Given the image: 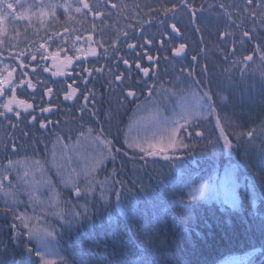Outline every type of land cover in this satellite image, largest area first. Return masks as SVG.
I'll return each mask as SVG.
<instances>
[{
	"label": "trees",
	"instance_id": "16d2710c",
	"mask_svg": "<svg viewBox=\"0 0 264 264\" xmlns=\"http://www.w3.org/2000/svg\"><path fill=\"white\" fill-rule=\"evenodd\" d=\"M9 2L13 8L0 12V16H4L0 22L7 28L0 36V68L4 64L13 66L15 80L21 73H26L25 80L39 73L40 83L36 84L33 79L35 89L26 86L16 89L19 99L33 104L29 111L36 116L35 121L31 115L24 114L27 119L24 115L20 120L12 117L10 126L8 120L0 118V174L8 168L9 161L25 164L38 175L40 167L46 171L53 183L51 187H55L58 206L41 219L55 236L59 256L56 264H134L139 259L149 264H225L227 260H242L238 254L251 246L262 249L263 257L264 169L259 165L264 146V10L261 0H252L251 6L247 0H190L195 9L194 17L189 11L179 9L182 0ZM83 2L90 5L91 11L75 12ZM41 3L70 4L72 8L68 12L63 7L57 8L58 19H54L48 8L39 7ZM114 4L118 7L113 8ZM173 6L178 14L167 24L176 23L181 29L177 37L171 36L169 26L160 22L164 14L157 11ZM161 40L165 41L163 46ZM83 43L84 47L85 43H90L97 57L87 55L91 48L84 50ZM180 43L186 44L184 59L175 58L171 51ZM129 44H134L135 48L129 49ZM38 50L47 53L59 50V57H72L75 71L72 69L69 75H82L81 62L84 68L104 71L102 74L93 72L90 80L84 75L89 82L85 86L78 80V99L65 100V84L73 81L67 77L57 78L49 71L41 72V66L49 69L52 59L41 60ZM20 52L25 55L20 57ZM29 53L36 54L37 59L33 61ZM13 56L18 58L14 60ZM148 56H152V60ZM193 56L197 59L193 60ZM249 56L252 60L247 59ZM123 59H127L132 68H136V64L148 68L149 75L145 77L138 69L137 72L131 69L129 73ZM190 72L192 76H188ZM116 73L131 74V79L113 82L110 88L109 81ZM184 79L192 83L198 81L197 92L208 93L213 104L208 118L198 119L194 128L187 129L193 132L192 137L185 138L187 143L194 144L192 151L181 149L176 153L177 162L170 165L163 157L129 150L124 141L125 131L137 105L155 102L158 106L159 102L160 107L169 106L176 99L169 96L171 86H176L172 80L184 82ZM45 85L52 89L51 93ZM129 89L136 91L135 98H126ZM81 92L95 94L94 105L90 101L84 111L81 109L85 102L79 98ZM42 107L50 111L41 112ZM93 111L95 115L91 114ZM42 123L45 127H40ZM221 126L228 133L234 131L235 126H240L239 131L243 132L253 130L255 139L249 145L245 143L249 137L237 143L230 135L234 145L230 156L226 148L220 145L213 148L209 143V139L219 137ZM88 129L93 130L91 135L111 142V155L90 179L89 185L95 191H88L87 185L77 196L76 189H62L54 173L50 169V173L47 172L49 151L58 135L68 143L82 138L81 131L89 135ZM195 132L205 135L195 137ZM236 164L241 182L238 211L207 209L215 218L208 221L203 220L206 215L200 210L206 207L204 204L181 200L175 209L168 207L167 203L171 204L168 196L181 199L188 187L208 180L217 170ZM16 170L4 175L3 183L11 182L6 189L15 185ZM20 181L23 183L22 177ZM102 184L111 189L107 200L101 197ZM116 192L120 193L119 200ZM23 199L21 194L18 201L23 202ZM3 208L5 204L0 203V209ZM73 212L81 215L73 219L70 216ZM58 213L59 218H55ZM14 215L13 210L0 211V264H39L35 239L28 237L29 231Z\"/></svg>",
	"mask_w": 264,
	"mask_h": 264
},
{
	"label": "rangeland",
	"instance_id": "374dc122",
	"mask_svg": "<svg viewBox=\"0 0 264 264\" xmlns=\"http://www.w3.org/2000/svg\"><path fill=\"white\" fill-rule=\"evenodd\" d=\"M3 18L4 16H0V19ZM6 31L7 28L5 27L4 22H0V36ZM82 45L84 50L86 47L92 48L90 43H85L86 47H84V43ZM95 57H97V55ZM66 59L67 58H61V56H58L55 62L52 60L49 65V72L52 73L54 71L60 70L67 71L69 73L74 68L72 65L73 62L71 64V67L66 69L64 67ZM126 68L136 69L137 72V68H132L131 65H127ZM142 69L143 68L140 66L138 71L142 72ZM79 75L81 74H71V76ZM57 78L63 79L64 76H60ZM86 79L90 80L91 77H87ZM172 83L176 85L174 87L171 86V92H169V96L171 98H176L173 103H170L169 106H167V104H162L163 107H160L161 103L159 102L157 103L158 106H155V102H146L144 104L141 103V108L137 109L130 119L127 130L125 131V139L126 137L130 136L132 138L139 139L140 142H143L144 139L147 138L151 142L155 143L156 141L161 139L160 129L164 127L165 120L170 121L173 119H179L180 115L186 109L190 110L195 108V106L197 105V97H199L201 94L197 92L196 88H193V91L196 92V96H193L191 92L187 91L188 85H191L192 82L189 80L185 81L184 79L183 84H181V81L175 82L173 80ZM72 84L73 87H75L76 85H79V82L78 80H76L75 83ZM78 94L79 91L77 92V95ZM48 107L51 110H54V107ZM210 113L211 112H209L207 107H205L202 115L197 117L196 121H198V119L208 118L210 116ZM153 133H156L155 139H153ZM95 137H99L100 142H93L92 138ZM105 141L106 140L99 135H91V137H89V135H85L80 139L68 143L65 142L62 138L60 140H56L55 143H53L52 155L49 156L47 172L50 173V169L51 172L55 174L57 184H59L62 189L68 188L74 190L78 187L81 189V192L85 191L87 189V185L90 184V179L92 178L93 174L96 173V171L107 161L110 156L106 155L103 159V162L98 165L95 163L99 158L101 152L107 153V151L109 150V145L107 146V148L105 147ZM125 145L128 147L127 143H125ZM129 150L139 151L138 149L132 148H129ZM169 153L171 154L173 152L169 150L167 154ZM144 154L147 156V153ZM155 157L163 156L158 154ZM40 169L41 176L34 173L33 169L29 166L21 164L20 168L14 171L16 173H14L16 178L15 182L18 181V183L14 182L15 185H10L8 189L6 188L9 185L10 181H5V183H3L4 187L0 189V203L2 205V203L5 204L7 201L8 206H10V208L15 213L14 216L22 215L26 218V223L28 224L27 228H25L20 222L21 226L24 229L28 231L29 229H33L41 234L42 237L33 236L36 242V248L34 249L35 254L40 253V255H37L39 257V264H42V258L48 260L50 264H56V262H58L59 256L55 249V236L49 231L46 223L41 219L52 212L54 209H56V207L58 206L55 204L56 190L55 187H51L53 183L50 181V179H48L46 171H42V167H40ZM18 172L20 174L19 180L17 175ZM224 172L225 169L217 170L216 172L211 174L212 176L206 182L204 181L197 184L212 185V190L206 193L205 198H199L197 200L186 199L189 201L202 203L207 202L210 204L221 201V203H223L226 207H230L233 210H237V208L239 209V189L241 186V182L239 181L236 173V188L235 193H233V205L231 195V181H229L227 184L220 183V180H222L224 176ZM21 177L23 183H21L20 181ZM69 178H71L72 182H67L69 181ZM73 184L75 185V187L73 186ZM11 193H15V199L17 202L14 204L12 203L13 197ZM21 194H23V196L25 197V199H23V202L18 201V197L21 196ZM24 204L25 206L28 205L29 207H25ZM21 206L24 207L22 208ZM70 216L72 215L70 214ZM55 218H59V215H57ZM47 233H51V235L48 236ZM134 264L149 263L145 260L139 259Z\"/></svg>",
	"mask_w": 264,
	"mask_h": 264
},
{
	"label": "snow or ice",
	"instance_id": "6c2138e0",
	"mask_svg": "<svg viewBox=\"0 0 264 264\" xmlns=\"http://www.w3.org/2000/svg\"><path fill=\"white\" fill-rule=\"evenodd\" d=\"M247 3L249 6H251L252 0H247ZM16 7V6H15ZM20 7H24V5H20ZM39 7L41 9L44 8H48L51 11V15L54 19H58L55 15V10L57 8L63 7L65 9L66 12H68L69 10H71L72 6L70 4H59V3H49L47 5L41 3L39 5ZM113 8H117V5H112ZM122 7V5L120 6ZM223 7V6H221ZM13 8V4L9 2V0H0V12H3L4 9H12ZM179 9L181 11H189L190 15H192L193 17L195 16V9L194 7L191 5L190 0H182V3L179 5ZM261 9L264 10V0H261ZM82 10H89L91 11V7L87 2H83L81 4V6L76 7L75 8V12L80 13ZM157 11H162L164 14V18L160 21L163 25H165L166 27H168L169 25L167 24V21L169 19L171 20H175L176 15L178 14L177 12V8L176 6H173L172 8H162L159 9ZM249 12L250 14H252V8H249ZM169 13H171V15H169ZM42 15L47 16L48 13L46 12H42ZM170 28L172 30L173 33H175L177 36H179L181 34V29L179 27H177L176 23H172L170 25ZM197 30H199V27H197ZM245 35H247V33H245ZM125 36H127V34L125 33ZM151 41H149L150 43ZM2 43V42H0ZM161 46L164 45L165 41L161 40L160 41ZM43 45L40 46L41 49H43ZM129 49H133L135 48L134 44H129L128 45ZM186 49V44L184 43H180L178 47H174L172 48V52L174 53L175 56H181ZM39 51L40 54V58L41 60H47L49 57L55 62L56 58L59 56V50L55 53H47L46 51ZM81 50H77V52H79ZM2 54V53H0ZM105 54H107V50H105ZM25 55L24 52H20L19 56L23 57ZM30 58L35 61L37 59L36 54H31L29 53ZM87 55H91V56H96L97 52L95 48H91L88 52ZM18 57L13 56V59H17ZM72 57H67L66 62L64 64V67L70 68L71 64H72ZM76 59H80V56L77 55ZM149 60H152V56H148ZM193 60H196L197 57L193 56L192 57ZM248 60H252V57L249 56L247 57ZM2 63V62H0ZM82 63L81 62V66H80V72L82 73V75L79 76H71L69 75V73L67 71H54L52 72L53 76H64L67 77V79L72 80L73 83H75L76 80H80V82L82 84H84L85 86L88 84V80L84 79V75H87L89 77H91L93 75V72L97 73V74H102V72L104 71L103 69H88V68H84L82 67ZM123 63L125 65L129 64V61L127 59H123ZM39 64V62H38ZM135 67L137 69L140 68L139 64H136ZM206 70V69H205ZM15 71V68L11 65H7L4 64L2 68H0V118H3L5 120H8L11 126V118L15 117L17 118V120H20V118L22 117V115L27 114V115H31V119L33 121L36 120V116L34 114H32L29 110L33 109V104L29 103L27 100L24 99H19L17 97L16 94V89L17 87H20L22 89L25 88V86L27 88L30 89H35L36 84L40 83L39 80V73H36L33 77L25 80L24 77L26 75V73H21L20 77L18 80H14L13 78V73ZM33 71L35 72V69H33ZM49 71L48 67L46 65L41 66V72H47ZM73 71H75V69H73ZM143 75L145 77H147L149 75V69L148 68H143L142 69ZM129 73H131V69H129ZM6 74V75H5ZM188 76H192V73H188ZM35 79L36 84H33L32 80ZM131 79V74H129L128 76H123L120 73H116L114 75H112V79L111 81H109V87H112V83L113 82H123L125 80H130ZM61 83H64V81H61ZM184 82L181 81V84H183ZM47 92L51 93L52 89L50 87H47V85H45ZM199 87V82L198 81H193V83L191 85H188L187 87V91L191 92V94L193 96H196V92L193 91V88H198ZM80 91V87L79 85H76L75 87H73V84H65V95H64V99L65 100H75L78 99L77 97V92ZM84 91H87V88L85 87ZM137 95L136 91L134 90H127L126 92V98L127 97H132L135 98ZM152 95V92L149 91V96ZM80 99H83V101L85 102L84 105L82 106V111H84L85 109H87L88 103L91 101L94 105L95 103V94L94 93H90L89 95H84L83 92H81V95L79 97ZM123 106V105H121ZM205 107H207V109L209 110V112H211L213 110V104L211 101V96L208 93H202L199 97H197V105L195 106V108L193 109H186L181 115L179 119H173V120H165L164 121V127L162 129H160V135H161V139L156 141L155 143L151 142L150 140H148L147 138L144 139L143 142H140L139 139H135L132 137H126L125 139V143L128 144L129 148L132 149H138L140 152L142 153H147L148 156H157L162 155L163 159L168 161L169 164H173L176 163L177 160L179 159V157L176 155V153H178L181 149L184 150L185 152H191L194 144H190L186 142V137H192L193 136V132L187 131L188 128H194L196 126V119L197 117H199L200 115H202ZM141 105H137V109H140ZM45 111H50V109H45V108H41V112H45ZM92 115H95L96 113L93 111L91 113ZM27 115H24V119H27ZM217 123L219 124V120L217 121ZM40 127H45V125L42 123L40 125ZM239 127L240 126H235V130L232 131L231 133L226 132L225 128L223 126L220 127V135L219 137H217L215 140H211L209 139V143L213 146V148H215L217 145H220L222 148H226L228 150L229 155L231 156L233 154L234 151V145L232 143V140L229 138L230 135L234 136L237 143L243 141L244 137L247 136L250 139H248L247 141H245V143L251 145L255 139V135L253 130H249L247 132H243V131H239ZM183 130V131H182ZM88 134L89 137H91L92 134V129H88ZM102 131V130H101ZM262 134H264V129H262ZM81 137H83L85 135V133L83 131H81L80 133ZM204 133L203 132H195V137H204ZM156 137V133H153V139H155ZM61 137H59V135L57 136V140H60ZM93 142H100V138L99 137H95L92 138ZM223 141L222 145L220 144V141ZM105 147L107 148L108 145L111 144L110 141H105ZM146 145V146H145ZM171 150L173 152V155H168V151ZM106 155H111V151L110 149L107 151V153L101 152L99 155V158L96 160V164H100L103 162V159L105 158ZM114 158V157H113ZM37 164H39V162H36ZM19 164V162H13V161H9V165L8 168H6L4 170L3 174H0V189H2L4 187L3 184V179H4V175L10 171L13 170L17 167V165ZM259 165L262 169H264V146H262L261 151H260V156H259ZM239 165H233L230 168H226L225 172H224V176L222 178V180H220L221 184H227L229 181H231L232 184V189H231V195H232V203L234 205V195L233 193H235V188H236V173H237V169H238ZM18 175V180L20 178V174L19 172L17 173ZM67 182H72L71 178H69V181ZM122 183V182H121ZM73 186L75 187V185L73 184ZM101 197L104 198L105 200H107L108 198V193L111 190L109 187H106L105 185H101ZM210 190H212V185L211 184H200V185H195L193 184L192 186V190L190 192H188L186 194V198L189 200H197L199 198H205L206 197V193L209 192ZM88 191H95V189L91 188V185H89ZM76 194L77 196L81 195V190L79 188H76ZM13 199H12V203H16V199H15V193H11ZM116 198L119 200L120 199V193L116 192L115 193ZM253 197L255 198L256 193L253 192L252 193ZM12 209L8 207L7 201L5 203V208L0 209V211H11ZM86 210V209H85ZM59 215V213H58ZM81 215L80 212H73L72 213V217L73 219L78 218ZM17 219L20 220L21 224L27 228L28 224L26 223V218L22 215H17L16 216ZM67 223H71L72 221H66ZM21 235V233H18V236ZM48 236L51 235V233H47ZM42 237L40 233H38L37 231L33 230V229H29L28 232V237ZM29 251H32L31 249H29ZM36 255H40V253H36ZM42 264H50V262L44 258H42Z\"/></svg>",
	"mask_w": 264,
	"mask_h": 264
},
{
	"label": "bare ground",
	"instance_id": "6f19581e",
	"mask_svg": "<svg viewBox=\"0 0 264 264\" xmlns=\"http://www.w3.org/2000/svg\"><path fill=\"white\" fill-rule=\"evenodd\" d=\"M169 32H170V35L171 36H173V37H177V35L175 34V33H173L172 32V30H171V28H170V26H169ZM180 36V35H179ZM179 45H177V47H178ZM185 54H184V57H179V56H175L174 55V53H173V56L175 57V58H178V59H184L185 58V56H186V49H185V52H184ZM14 80H15V78H14ZM49 154L50 155H52V150H50L49 151ZM20 166L21 165H17V169H19L20 168ZM54 176H55V174H54ZM212 176V175H211ZM210 176V177H211ZM207 181V180H206ZM205 181V182H206ZM197 185V184H196ZM191 188H192V186H190V187H188V189H186L182 194H181V199H179V198H177V200H174L173 198H171V196H168L167 197V199L169 200V201H171V204L170 203H167L168 204V207L170 208L171 207V209H175V207L176 206H178L179 205V203H181L182 201H187V202H192V203H197V204H199V205H202V204H204V206H206L204 209H200L201 211L203 210L204 212H205V215H206V217L205 218H203V220H211V219H213V220H215V218H213V216H210V214L207 212V209H209L210 211H212L213 210V208H214V210L215 209H217V208H219L220 210H222V211H225V209L227 208V209H229V210H231V211H236V210H233L232 208H230V207H226L223 203H221V201L220 202H215V203H213V204H210V203H202V202H195V201H189V200H187L186 199V194L191 190ZM165 198V197H164ZM163 198V199H164ZM239 198H240V192H239ZM162 199V200H163ZM182 200V201H181ZM254 201L255 200H253V203H254ZM171 206H170V205ZM255 204V203H254ZM203 206V207H204ZM239 209H240V206H239ZM238 208H237V211L239 210ZM203 213V212H202ZM263 252V250L262 249H259L258 247H256V246H251V248H249V249H247V250H245V251H243V253H241V254H238V257L240 258V259H242V260H232L231 262H229V260H227L226 262H225V264H262V262H264V256L262 257L261 256V253ZM231 256H233V257H235V255L234 254H232ZM37 259H39V257L37 256ZM57 263V262H56Z\"/></svg>",
	"mask_w": 264,
	"mask_h": 264
},
{
	"label": "water",
	"instance_id": "95a60500",
	"mask_svg": "<svg viewBox=\"0 0 264 264\" xmlns=\"http://www.w3.org/2000/svg\"><path fill=\"white\" fill-rule=\"evenodd\" d=\"M184 54H185V53H183V54H182L181 56H179V57H184Z\"/></svg>",
	"mask_w": 264,
	"mask_h": 264
}]
</instances>
